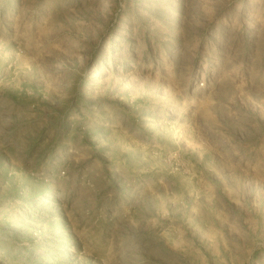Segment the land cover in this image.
I'll return each mask as SVG.
<instances>
[{
  "label": "rangeland",
  "instance_id": "1",
  "mask_svg": "<svg viewBox=\"0 0 264 264\" xmlns=\"http://www.w3.org/2000/svg\"><path fill=\"white\" fill-rule=\"evenodd\" d=\"M0 264H264V0H0Z\"/></svg>",
  "mask_w": 264,
  "mask_h": 264
}]
</instances>
